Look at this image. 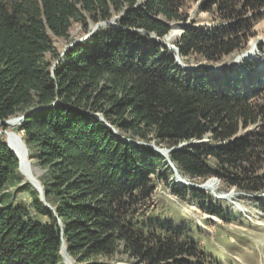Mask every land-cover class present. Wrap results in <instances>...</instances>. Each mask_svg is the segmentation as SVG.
I'll list each match as a JSON object with an SVG mask.
<instances>
[{
  "label": "trees",
  "instance_id": "obj_1",
  "mask_svg": "<svg viewBox=\"0 0 264 264\" xmlns=\"http://www.w3.org/2000/svg\"><path fill=\"white\" fill-rule=\"evenodd\" d=\"M191 1L0 0V119L42 108L18 131L45 170L40 180L52 205L27 182L18 190L29 191L31 205L14 203L9 189L23 183L20 160L0 134V264H64V243L78 264L119 255L138 264H204L184 229L150 215L168 162L142 143L172 149L209 138L170 153L183 177L216 176L264 192V137L239 136L264 112L252 101L264 91V69L186 70L155 38L187 21ZM213 6L225 24L185 26L176 42L184 61L195 54L218 63L245 49L264 0H208L203 8ZM113 19L118 26L103 25L57 53L53 38H68L74 24L88 34ZM173 190L204 194L188 185Z\"/></svg>",
  "mask_w": 264,
  "mask_h": 264
},
{
  "label": "rangeland",
  "instance_id": "obj_2",
  "mask_svg": "<svg viewBox=\"0 0 264 264\" xmlns=\"http://www.w3.org/2000/svg\"><path fill=\"white\" fill-rule=\"evenodd\" d=\"M206 1L208 0L191 1L188 7L187 21L172 23L170 33L163 40L176 45L185 26L214 28L225 24L216 11V6H213V11L204 10L203 5ZM258 15L249 33L251 36L247 46L242 51L228 56L218 63L208 62L195 54L188 57L186 61L181 58L182 62L192 67L207 66L212 70L225 65L224 69L228 71L240 70L241 74L264 69V8L259 11ZM96 26L97 24H92V30ZM90 33H84L80 24H74L68 38H53L57 53L62 57L68 47L76 41L87 39L92 35ZM247 52L249 56L237 61L238 56ZM47 57L52 58L50 54ZM51 60L55 62V65L59 62L55 59ZM250 63L253 66L252 69L248 67ZM252 101L256 106L264 109V91ZM2 127L4 126H0V134L6 142L8 141V132L19 133L23 139L24 133L18 131V126H7V129H2ZM239 136L264 137V112L258 123L242 129ZM204 140V143H210L209 138ZM29 159L36 177L38 176L37 180L41 182L40 177L45 170L30 158V150ZM168 166V163L165 164L162 168L163 176L155 180L156 189L150 215L169 221L176 228L184 229L186 235L202 247L205 255L204 264H264V192L249 194L236 187H229L220 178L213 176L203 181L193 180L192 183L199 185L212 183L216 184V187L199 188L204 193L200 196L192 194L183 196L174 192L173 187H183L185 184L179 183L175 171L170 173L167 170ZM258 167L260 168L258 174L264 176V154L259 159ZM20 172L23 183L12 185L9 191L14 193L15 204L23 203L29 207L32 203L31 194L28 190L19 191L18 189L26 182L34 188L36 185L21 170ZM185 179L190 181L188 178ZM228 196H234L236 199L229 200ZM68 256V258L63 256L64 264H78L70 254ZM95 263L138 264L135 260L123 255L113 258L101 257Z\"/></svg>",
  "mask_w": 264,
  "mask_h": 264
},
{
  "label": "water",
  "instance_id": "obj_3",
  "mask_svg": "<svg viewBox=\"0 0 264 264\" xmlns=\"http://www.w3.org/2000/svg\"><path fill=\"white\" fill-rule=\"evenodd\" d=\"M107 24H111V25H115V26H118V23L116 22V20H112V21H105V22H102V23H99L97 24V26L94 28L93 32L90 33L93 34L99 27L103 26V25H107ZM156 39H158L163 45H165L166 47H168L169 49H171L172 51H174L176 53V57H177V64L183 68V69H186V70H194L200 66H203V65H198L197 67H192V66H189V65H186L182 62V59H181V55H180V49L178 46L176 45H172V44H169L167 43L166 41H164L163 39H160L158 37H155ZM82 40H85V39H82ZM82 40H79V41H76L74 42L71 46H73L74 44L82 41ZM249 56V53H245L243 55H240L238 56V59H242L243 57H247ZM58 63V62H57ZM56 63V64H57ZM224 67H226L225 65H222L220 66L219 68H215L213 69L214 71H218V70H222L224 69ZM55 68V65L53 67V69ZM57 102H55L54 104H56ZM39 109H42L41 107H37L31 111H29L28 113L24 114V115H21V116H17V117H13L11 119H8V120H1L0 119V126H8L9 124H12V123H15V124H18V125H21L24 123V121L26 120V118L28 117L29 114L33 113L34 111H37ZM95 116L97 118H99L100 120H103V121H106L105 118L102 116V114H95ZM107 122V121H106ZM108 123V122H107ZM109 124V123H108ZM114 130L116 131V133L118 134L119 138L121 139H125L129 142H131V144H140L141 142H137L135 140H132V139H129V138H126L125 136L121 135L120 132L114 128ZM19 134V133H18ZM17 134V135H18ZM19 136V135H18ZM201 142H205V140H202V141H192L190 143H183L181 144L178 148H172V149H168V148H162V147H159L157 146L156 144H147V143H142V144H146V145H149L151 148L155 149L157 152H159L160 154H162L169 166L175 171V174H176V177L179 181V183L182 185V184H185V185H188V186H192V187H196V188H205V185H199V184H195V183H192L190 181H187L185 178L182 177V175L178 172V169L177 167L175 166L174 162L171 160L170 158V153L176 149H182V148H185V147H188V146H191L193 144H196V143H201ZM7 144L10 146V148L12 149L13 152H15V150L11 147V145L7 142ZM25 146V151H26V155L29 154V148L28 146L26 145V143L24 144ZM15 154L17 155V157L19 158L20 160V157L19 155L15 152ZM29 162H31L29 160ZM20 170H21V162H20ZM22 171V170H21ZM36 189L37 191L40 193V197H41V200L43 201V203L49 207V208H52V205L47 201L46 199V193L44 191V186L41 184V182L39 181L38 185H36ZM62 254L64 257L68 258L69 256V252H68V249H67V244L64 243L63 245V250H62Z\"/></svg>",
  "mask_w": 264,
  "mask_h": 264
},
{
  "label": "bare ground",
  "instance_id": "obj_4",
  "mask_svg": "<svg viewBox=\"0 0 264 264\" xmlns=\"http://www.w3.org/2000/svg\"><path fill=\"white\" fill-rule=\"evenodd\" d=\"M8 126H18V124H15V123H12V124H9ZM8 136H7V142L11 145V147L15 150V152L19 155L20 157V162H21V170L22 172L31 180L34 182L35 185H38L39 181L37 180V177L34 173V170L33 168L31 167L30 165V162H29V154L26 155V151H25V142L23 141L22 137L19 135H17L16 132H8L7 133ZM211 187H216V184H207L205 185V188H210ZM230 195V194H228ZM229 200H234L236 199L234 196H228Z\"/></svg>",
  "mask_w": 264,
  "mask_h": 264
}]
</instances>
